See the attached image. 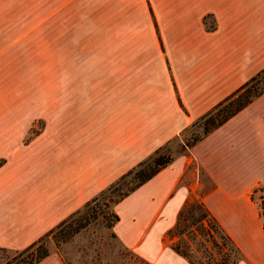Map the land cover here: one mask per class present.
<instances>
[{"label":"crops","instance_id":"0c3cea01","mask_svg":"<svg viewBox=\"0 0 264 264\" xmlns=\"http://www.w3.org/2000/svg\"><path fill=\"white\" fill-rule=\"evenodd\" d=\"M146 7L158 52L116 43L101 53L109 66L98 74L83 68L76 79L68 62L49 84L40 75L27 89L17 39L34 27L42 43L43 0H0L13 45L0 54V248L29 246L264 68V0H178L165 39ZM66 56L74 60L68 40ZM189 162L213 186L202 202L242 254L239 264H264L251 199L264 189V92L117 203L114 236L148 264H188L164 234L196 188L181 184ZM37 264L64 263L52 252Z\"/></svg>","mask_w":264,"mask_h":264},{"label":"rangeland","instance_id":"374dc122","mask_svg":"<svg viewBox=\"0 0 264 264\" xmlns=\"http://www.w3.org/2000/svg\"><path fill=\"white\" fill-rule=\"evenodd\" d=\"M146 3L150 6L160 38L165 39L166 17L177 9L178 0H43L42 43H39L34 27L20 33L17 39L19 52L26 53L21 84L30 89L40 75L43 84H49L53 70L66 68L68 62L75 69L76 79L82 78L79 74L83 68L90 71L89 74H98L99 68L109 66V60L101 53L114 51L116 43L124 51L158 52ZM203 23L206 30L214 27L210 17H204ZM11 38L10 25L4 22L0 27V54L5 57L13 51ZM67 40L70 51L74 52V60L67 59ZM199 131L196 126L186 127L159 153L176 155L181 145ZM128 181L126 179L124 184ZM181 184L196 186L190 191L193 198L209 187L194 162H189ZM114 199L115 195L109 191L97 197L93 211L81 207L77 218L71 222V231L60 236L58 233L50 235L44 248L48 253L58 254L64 264H142V259L111 236V229L106 228L102 219V215L107 217L110 213ZM252 200L259 204L264 200V191L253 193ZM14 257L11 250H0V264Z\"/></svg>","mask_w":264,"mask_h":264},{"label":"trees","instance_id":"16d2710c","mask_svg":"<svg viewBox=\"0 0 264 264\" xmlns=\"http://www.w3.org/2000/svg\"><path fill=\"white\" fill-rule=\"evenodd\" d=\"M263 92L264 68L212 109L188 125L187 127H199L200 131L183 143L178 152L175 153L176 155L159 153L164 149L162 147L166 146L171 139L124 173L96 197L85 203L82 208L93 211V206L98 201L97 197H101L109 191L112 192L115 195V199L112 201L111 211L107 217L102 215L106 228L111 229L118 222V217L113 211V207L117 203L149 181L160 170L170 165L176 157L186 154L192 146L245 108ZM2 162L0 160V165ZM200 173L204 176L201 171ZM204 178L209 183V187L196 198H193L191 192L188 193L176 215L174 225L165 232L164 237L171 241L169 244L170 250L183 258L188 264H239L244 260L242 254L202 202V197L213 188L210 181L205 176ZM126 179H129V181L124 184ZM260 190L264 191L263 188H257L252 191V195ZM103 204L105 205V203ZM258 207L264 229V200L259 202ZM79 212L80 208L26 248L19 251H11L15 257L5 261L4 264H37L43 260L49 254L44 248L46 239L55 233L60 236L71 231L73 224L71 222L75 220ZM111 236L115 237L113 233H111ZM0 250L5 251L6 249L0 248ZM140 262L148 264L143 260H140Z\"/></svg>","mask_w":264,"mask_h":264}]
</instances>
